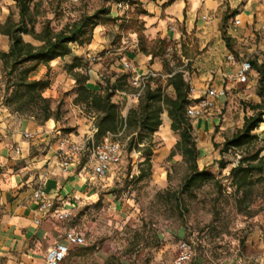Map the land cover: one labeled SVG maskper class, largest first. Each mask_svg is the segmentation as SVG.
<instances>
[{"label":"rangeland","instance_id":"374dc122","mask_svg":"<svg viewBox=\"0 0 264 264\" xmlns=\"http://www.w3.org/2000/svg\"><path fill=\"white\" fill-rule=\"evenodd\" d=\"M119 1L123 0H33L37 12L36 30L49 22L53 30L59 31L66 24L82 16H91L101 8L109 9ZM135 4L136 0L132 1L129 9L119 11L121 16L104 25L102 36L109 37L110 41L106 51L98 54L107 55L98 63H83V69L96 67L97 74H122L119 71L121 58L136 48L142 50V45L159 58L161 72L189 69L185 60L197 54V49L187 44L176 47L171 42H140L142 30L136 19L138 8H133ZM2 7L18 20L12 0H0V13ZM31 40L35 45L39 44ZM193 41L195 43L196 38ZM185 43L191 44L192 40L187 37ZM72 48L81 52L79 46L72 45ZM65 60L71 61L69 57ZM65 60L59 61L57 74L38 76L39 81L50 83L43 96L52 100L55 121L63 136L70 132L77 135L81 127L93 122V115L75 104L77 87L72 88L73 85L65 81L56 84L59 75H65L66 79L73 76L67 74ZM6 83L0 62V100L3 105L10 97V93H5ZM52 91L57 93L54 98ZM254 95L261 102L258 91L254 94L242 92L233 101L226 102L223 115L230 118L232 130L225 140H230L243 128L248 116L256 114L251 109L255 104L251 101ZM242 96L250 99H241ZM119 108L124 110V104L119 103ZM40 114V108L24 106L20 115L34 116L41 122ZM252 134L258 139L243 148L223 152L225 142L212 143L211 157L198 164V172L214 177L203 178L192 185L186 184L190 171L181 156L172 160L164 158L148 169L139 150H128L129 138L125 134H111L113 140L124 146L123 161L114 177L103 182L107 186L100 189L97 201L76 211L72 225L85 235V245L72 248L62 264H171L183 241L192 244L193 262L199 264H249L255 260L261 252L260 237L264 236V171L261 174L253 172L241 188L234 185L231 174L239 160L258 150H262L260 158L264 162V117ZM153 142L156 150L164 147L160 140ZM141 171H145L144 176L140 175Z\"/></svg>","mask_w":264,"mask_h":264},{"label":"crops","instance_id":"0c3cea01","mask_svg":"<svg viewBox=\"0 0 264 264\" xmlns=\"http://www.w3.org/2000/svg\"><path fill=\"white\" fill-rule=\"evenodd\" d=\"M136 2L133 8H138L136 19L142 30L140 36L142 44L171 42L176 47L187 44L190 48L198 50L197 54L185 60L189 69L181 71L184 73V80L194 90L193 95L188 96L190 104L202 98L208 88L225 92L223 96L215 99V108L207 116L190 119L192 134L199 151L197 161L199 164L205 158L207 160L211 157L212 143L225 142V138L230 135L231 120L223 115L226 102L233 101L234 97L241 95L242 92L254 94L258 91L260 77L253 67L246 84L238 83L234 77L243 58L248 59L251 64L256 63L258 66L264 64V33L260 32V28L264 27V0H136ZM13 3L15 5L12 0ZM109 10L110 17L121 16L114 4ZM11 13L2 7L0 26ZM235 17L240 20L237 26L233 24ZM103 30L104 25L95 27L90 43L82 48L79 46L80 53L72 48L71 53L65 57H69L71 61L64 58L65 67L76 58L82 64L91 63L87 55L97 56L100 62L101 57H105L107 53L102 56L98 53H104L110 41L109 37L102 36ZM187 37L192 40L191 44L185 43ZM23 39L35 45L30 36L23 35ZM9 46V38L0 33V51L7 52ZM230 57H233L235 62L231 61ZM60 60L50 63V71L46 66H39L30 75L31 79L38 80L40 74H57ZM158 60L151 50L142 45V50L136 48L121 58L119 71L122 74H97L96 67L88 70L76 69L74 72L87 76L85 85L91 91H100L107 80L113 84L127 76L123 89L116 91L113 98L118 108L119 103L124 104L125 109L119 108V111L122 117H126L128 110L137 106L139 100L131 97L134 92L130 85L132 77L154 73L156 76L149 79L151 88H161L169 95L174 93L173 88L167 86V81L177 71L161 72L162 65ZM124 61L131 64L133 71L129 72L123 68ZM72 75L68 79L65 75H59L56 84L65 81L66 84L73 85L72 88L77 87L74 74ZM51 93L53 98L57 95L56 91ZM241 99L250 97L242 96ZM251 99L255 104L260 103V98L256 95ZM76 105L84 107L83 104ZM91 114L93 122H90V126L81 127L77 135L70 132L66 136L81 138L96 130L94 125L96 115ZM243 116L245 117V114ZM249 117L251 116L247 118ZM161 120L162 125L154 134L153 141L157 139L164 142V147L161 150L154 149L151 156L152 167L164 158L170 159L169 155L179 140V136L171 131L172 121L166 111L161 115ZM26 134L30 137H25ZM61 135L54 119L38 122L33 117L22 116L12 112L5 105H0V264H45L48 250L57 242H65L63 239L65 230L72 228L79 231L72 225L76 211L97 201L98 192L107 186L103 184L105 179L108 177L112 179L119 171L118 167L102 179L95 178L90 171L82 172L80 166H70L66 172L62 171L58 166L59 159L55 155L57 140ZM175 156L181 155L176 153ZM39 187L44 188L46 196L53 200L58 208L72 213L70 222L59 223L51 218H44L38 212V203L34 200L33 193ZM37 220L39 223H36ZM259 244L261 252L249 264H264V236L260 237ZM190 264L199 263L194 261Z\"/></svg>","mask_w":264,"mask_h":264},{"label":"trees","instance_id":"16d2710c","mask_svg":"<svg viewBox=\"0 0 264 264\" xmlns=\"http://www.w3.org/2000/svg\"><path fill=\"white\" fill-rule=\"evenodd\" d=\"M13 1L18 11V20H14L11 13L6 22L0 26V33L6 35L10 41L9 50L0 51V62L7 82L5 93H10L4 105L18 114H23L24 106L37 107L41 110L39 118L41 122L49 119L57 120L55 111L51 107L52 100L43 96L50 85L49 81L32 80L30 75L42 65L50 71V63L68 56L72 51V45L83 47L89 44L95 27L113 21L110 17L111 12L109 9L101 8L91 16H82L73 23L66 24L59 31L53 30L50 23L46 22L37 31V12L33 0ZM23 35L30 36L39 44L25 42ZM252 67L259 73L258 93L261 102L251 106L256 114L247 118L243 128L230 140L225 141L223 152L231 148H243L258 139V136L253 135L252 132L260 126L264 117V64L258 66L252 63ZM81 68L83 64L76 58L66 66V71L74 74L76 79L75 103L83 104L90 113L96 115L94 125L97 130L95 135L97 141L102 140L107 134L120 132L125 134L129 138L128 150L130 152L133 149L139 150L144 155V164L149 169L152 167L151 156L155 149L153 136L162 125L161 115L166 111L172 121L171 131L179 136L169 158L171 159L176 153L182 156L190 171L186 184L192 185L203 178L214 177L198 172L199 151L192 134L191 120L186 114L190 105L188 99L190 87L184 80L182 72L173 73L167 81V86H171L174 90L173 96L165 93L161 88L152 89L148 81L137 106L131 107L126 117H122L113 98L116 91L123 89L127 76H123L113 84L107 80L100 91H91L85 85L87 76L74 72ZM18 103L23 104L18 105ZM261 152L262 150H258L252 156L239 160L231 169L233 182L237 188L245 185L253 172L261 174L264 171ZM144 173L145 171H141L140 175L144 176Z\"/></svg>","mask_w":264,"mask_h":264},{"label":"built area","instance_id":"2783aa9c","mask_svg":"<svg viewBox=\"0 0 264 264\" xmlns=\"http://www.w3.org/2000/svg\"><path fill=\"white\" fill-rule=\"evenodd\" d=\"M132 1L134 0L119 1L115 4V7L118 11L129 9V4ZM233 24L239 25L240 20L235 17ZM260 32L264 33V27L260 28ZM87 59L91 63L99 61V58L95 55H87ZM229 59L235 62L233 57ZM122 64L125 70L129 72L133 71L130 63L124 61ZM251 71V62L243 58L240 61L239 70L234 79L238 83L246 84ZM155 76L154 73H148L132 77L130 85L134 89V92L131 94V97L139 98L146 89L149 79ZM193 93L194 90L190 88L189 96L193 95ZM224 94V90L208 88L202 98L187 107V117L189 119H198L207 116L215 108V99ZM0 105H2L1 100ZM96 133V130H92L81 138L72 135L60 136L57 140L55 155L59 159L58 166L62 171L66 172L70 166H80L82 172L90 171L95 178L102 179L120 167L124 156V146L118 141L113 140L111 134H108L105 139L98 142L95 136ZM25 137H30V135L26 134ZM33 198L38 203V212L44 218H51L59 223L71 221L72 213L69 210L58 208L56 203L46 196L43 187L36 189L33 193ZM36 223H39V221L37 220ZM63 239L65 242H57L48 250L45 264H62L72 248L85 245V235L72 228L65 230ZM194 257L195 252L192 244L183 241L179 244L177 258L171 264H190L193 262Z\"/></svg>","mask_w":264,"mask_h":264}]
</instances>
